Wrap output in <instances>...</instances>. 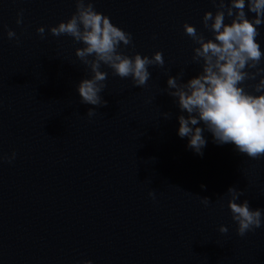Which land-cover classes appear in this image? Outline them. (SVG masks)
<instances>
[{
    "label": "clouds",
    "instance_id": "1",
    "mask_svg": "<svg viewBox=\"0 0 264 264\" xmlns=\"http://www.w3.org/2000/svg\"><path fill=\"white\" fill-rule=\"evenodd\" d=\"M74 3V14L49 31L52 36H68L83 45L76 49L75 55L92 75L78 84L77 91L80 103L94 106L87 112L91 117L96 108L107 106L101 96L107 79V73L100 70L102 65L112 69L113 75L121 79L130 78L133 87L143 88L151 78L149 67H164V59L161 52L151 58L124 54L121 46L132 44L131 33L113 25L108 16L97 12L94 0H74ZM211 3L217 9L215 14L206 12L202 20L204 29L212 33L211 39L206 40L194 26L183 25L185 34L199 45L193 49L192 61L196 64L202 61L201 71L186 83L183 82L184 72L169 76L167 80V94L176 101L182 113H187V116L178 117V136L188 138L187 147L203 156L202 150L207 144L204 133L207 131L217 145H234L239 154L257 160L264 157V94L253 93H264V78L255 84L247 82L256 81L264 74V68L259 67L264 52L257 42L258 28L264 24V0H229L227 4L226 0H211ZM246 7L248 13L254 14L253 19L248 18ZM22 15V11L18 13V26L23 23ZM226 17L231 18L230 24L225 23ZM37 33L44 39L45 28H38ZM7 36L19 43L15 32L9 30ZM248 88L252 92L247 91ZM15 155L12 153L7 158L9 164ZM3 160L0 156V162ZM201 188L205 186L201 185ZM227 193L231 197L228 208L237 225V235L244 237L259 229L262 210H252L246 199L242 203L236 202L244 191L230 187ZM149 196L154 198L155 194L150 192ZM210 202L207 197L201 199L205 206ZM219 232L227 234L228 228L221 226Z\"/></svg>",
    "mask_w": 264,
    "mask_h": 264
}]
</instances>
